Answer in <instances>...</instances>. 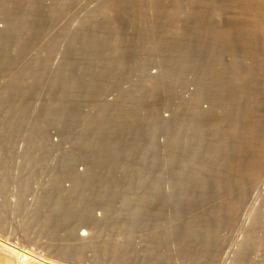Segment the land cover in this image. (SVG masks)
Segmentation results:
<instances>
[{
	"label": "rangeland",
	"instance_id": "rangeland-1",
	"mask_svg": "<svg viewBox=\"0 0 264 264\" xmlns=\"http://www.w3.org/2000/svg\"><path fill=\"white\" fill-rule=\"evenodd\" d=\"M226 3L0 0V236L60 264H264V37Z\"/></svg>",
	"mask_w": 264,
	"mask_h": 264
},
{
	"label": "bare ground",
	"instance_id": "bare-ground-1",
	"mask_svg": "<svg viewBox=\"0 0 264 264\" xmlns=\"http://www.w3.org/2000/svg\"><path fill=\"white\" fill-rule=\"evenodd\" d=\"M226 4L230 9L231 7H235L232 8L235 15H253L254 19L251 22V26H248V29H259V31L262 33L261 37H264V0H227ZM244 4L251 5V9H249L248 11L245 10L246 12H244L243 9H236L237 5H239V7H243ZM261 204L263 205V203ZM82 234L86 235V230H83ZM87 237L88 236L84 237V239H87ZM0 260H2L3 262H9L10 264H60L57 262H52L53 260L47 261L41 258H35L31 257V255L28 256L27 254L21 253L20 251H18V249L16 250V248L8 238H4L2 236H0Z\"/></svg>",
	"mask_w": 264,
	"mask_h": 264
}]
</instances>
